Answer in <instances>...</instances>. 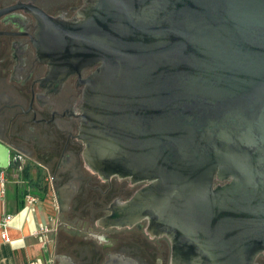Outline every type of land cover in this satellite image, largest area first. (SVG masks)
Returning a JSON list of instances; mask_svg holds the SVG:
<instances>
[{
	"label": "water",
	"instance_id": "1",
	"mask_svg": "<svg viewBox=\"0 0 264 264\" xmlns=\"http://www.w3.org/2000/svg\"><path fill=\"white\" fill-rule=\"evenodd\" d=\"M43 18L36 46L62 80L95 68L79 134L89 167L148 183L101 224L148 220L171 264H258L264 0H96L80 22Z\"/></svg>",
	"mask_w": 264,
	"mask_h": 264
},
{
	"label": "flooded vegetation",
	"instance_id": "2",
	"mask_svg": "<svg viewBox=\"0 0 264 264\" xmlns=\"http://www.w3.org/2000/svg\"><path fill=\"white\" fill-rule=\"evenodd\" d=\"M95 1L0 0V140L12 158L7 169L34 170L62 203L53 229L55 264H171V242L153 235L148 220L101 224L148 183L102 177L86 161L79 139L83 81L95 68L62 80L36 46L43 16L74 24Z\"/></svg>",
	"mask_w": 264,
	"mask_h": 264
},
{
	"label": "crops",
	"instance_id": "3",
	"mask_svg": "<svg viewBox=\"0 0 264 264\" xmlns=\"http://www.w3.org/2000/svg\"><path fill=\"white\" fill-rule=\"evenodd\" d=\"M36 173L30 171L31 178L39 181ZM0 175L6 179L0 182V219L13 216L8 229L10 242L4 241L0 231V264H55L52 230L57 223L58 204L52 187L44 195L40 183V188H27L21 170H0ZM3 189L5 195L1 193ZM41 226L52 228L45 240L34 235Z\"/></svg>",
	"mask_w": 264,
	"mask_h": 264
},
{
	"label": "built area",
	"instance_id": "4",
	"mask_svg": "<svg viewBox=\"0 0 264 264\" xmlns=\"http://www.w3.org/2000/svg\"><path fill=\"white\" fill-rule=\"evenodd\" d=\"M0 182L1 183L6 182V179L4 178L3 175H0ZM1 193L2 195H5V189H3ZM31 199L34 200L35 198L31 197ZM12 220H13L12 215H5L0 219V231L5 242H10V239L8 238V229L10 228ZM51 230L52 229L49 226H41L37 231L34 232V235L36 237L45 240L47 238V235L51 232ZM32 264H37V263H32Z\"/></svg>",
	"mask_w": 264,
	"mask_h": 264
},
{
	"label": "trees",
	"instance_id": "5",
	"mask_svg": "<svg viewBox=\"0 0 264 264\" xmlns=\"http://www.w3.org/2000/svg\"><path fill=\"white\" fill-rule=\"evenodd\" d=\"M24 178H25V181H27V186H28L27 188L36 189V187L38 188L40 186L39 181H36V180L31 178L30 170H27L24 172ZM42 192H43V194H46L47 189L44 188Z\"/></svg>",
	"mask_w": 264,
	"mask_h": 264
},
{
	"label": "rangeland",
	"instance_id": "6",
	"mask_svg": "<svg viewBox=\"0 0 264 264\" xmlns=\"http://www.w3.org/2000/svg\"><path fill=\"white\" fill-rule=\"evenodd\" d=\"M44 185V184H43ZM42 185V186H43ZM44 187V186H43ZM52 229V228H51ZM257 263L258 264H264V255H261L258 259H257Z\"/></svg>",
	"mask_w": 264,
	"mask_h": 264
}]
</instances>
